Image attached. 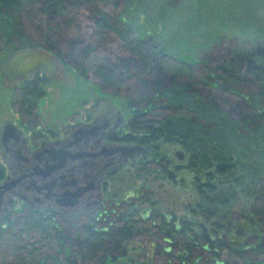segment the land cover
<instances>
[{
	"label": "trees",
	"instance_id": "obj_1",
	"mask_svg": "<svg viewBox=\"0 0 264 264\" xmlns=\"http://www.w3.org/2000/svg\"><path fill=\"white\" fill-rule=\"evenodd\" d=\"M125 1L0 0V41L11 54L16 49L11 44L14 38L24 43L16 32L19 28L16 16L21 13V29L37 39L40 45L32 42L35 46L42 47L59 60L69 57L72 62L75 56L76 67L83 71L90 68L98 84L112 87L115 95L118 88L124 87L134 95V100L137 99L134 102L144 103L143 107L134 110L136 113L146 112L139 117L142 120L138 123L140 129L148 130L154 138L163 139L166 146H176L184 151V163L180 167L186 173L188 183L203 200L210 201L212 191L228 183L239 192L236 198L246 203L242 216L248 221L250 217H257L264 222V208L254 205L258 198L254 186L259 179H264V174L258 176L256 167H251L244 145L250 136L245 138L243 135L264 127V109L254 110L256 98L264 95V44L232 40L217 72L210 78L205 73L206 77L196 79L189 63L163 53L149 37L134 36L124 17L112 18L105 12L106 5L117 8ZM167 1L172 10L176 8L172 0ZM84 12L91 27L79 24L78 18ZM203 79H208V85L213 83L221 94L240 96L249 103L250 114L242 120H233L226 114V105L205 102L202 95L206 83ZM145 87L152 89L150 94L145 92ZM39 88V85L26 84L18 90L30 92ZM27 92L24 95L30 96ZM139 92H142L141 96ZM127 100V106L132 107V97L127 96ZM32 102L24 105L30 107ZM155 109L160 113L151 116L149 112ZM218 203L226 205L225 200ZM187 208V221L180 222L178 227L174 221L165 224L166 219L160 214L152 216L149 221L126 219L119 225H104V229L103 226L82 224L68 236L59 232L57 223L46 220H37L36 223L26 217V222H14L0 228V236L8 232L19 238L22 230H34L48 239L55 238L69 249L58 264H109L108 261L126 254L125 243L142 247L140 241L132 240L138 235L158 238L159 241L152 246L147 245V250L151 256H163L169 264L174 263L173 260L178 264H240L264 253V238L250 242L246 237L243 243H239L225 235L220 237L217 231L226 226L214 220L212 207H203L197 202ZM199 217L214 220L212 229L198 222ZM27 246L34 249L32 244ZM16 248L22 251L19 246ZM150 262L153 263V258Z\"/></svg>",
	"mask_w": 264,
	"mask_h": 264
},
{
	"label": "flooded vegetation",
	"instance_id": "obj_2",
	"mask_svg": "<svg viewBox=\"0 0 264 264\" xmlns=\"http://www.w3.org/2000/svg\"><path fill=\"white\" fill-rule=\"evenodd\" d=\"M61 73L57 70L48 76L35 71L30 78L13 82L17 92L0 107V228L26 222V217L36 223L84 220L87 223L82 224L103 229L126 219L149 221L160 214L165 224L174 221L176 227L187 221V213L178 216L177 207L165 209L164 214L161 206L152 207L158 191L150 183L159 177V189L179 182L174 170H180L185 153L140 129L139 117L146 112L134 110L144 103L132 99L128 107L126 96L122 98L125 109L113 102L111 93H105L108 98L82 100L63 111L51 103V95L43 88L48 78ZM26 84L40 88L18 90ZM95 87L102 92L101 84ZM31 100L30 107L24 105ZM149 113L156 115L157 110ZM168 147H176V160L175 152L183 153L178 160L182 162L171 168L161 152Z\"/></svg>",
	"mask_w": 264,
	"mask_h": 264
},
{
	"label": "rangeland",
	"instance_id": "obj_3",
	"mask_svg": "<svg viewBox=\"0 0 264 264\" xmlns=\"http://www.w3.org/2000/svg\"><path fill=\"white\" fill-rule=\"evenodd\" d=\"M172 2L176 7L173 10L169 7L167 0H126L124 4L121 2L122 5H118L117 8L109 5L103 7L105 12L107 11L112 18L124 17L127 27L133 31L134 36L144 39L149 37L151 43L158 45L163 53L165 52L178 60L189 63L191 69L195 72L196 79L206 77V74L210 75V78L212 73L217 72L216 70L221 65L228 45L232 40H237L240 43L253 44V42H259L264 44V0H172ZM20 15L21 13H18L16 16V26L19 27L16 32L21 35L24 43L20 39L14 38L11 41L12 46L17 49L14 50L39 48L33 44L40 45L37 39L31 34L24 33L25 31L21 29ZM86 16L85 12L82 13L81 17L78 18L79 24L82 27H91L92 24L86 19ZM111 44L115 45L112 42ZM9 50L0 41V107L4 102L8 104L10 97L12 98L17 92L14 83H6L3 79V66L11 55ZM104 57L106 58L105 54ZM108 58H110L109 55ZM75 59L74 56L71 59L72 62H70L69 57H63L60 60L61 67H59V71L61 70L62 73L58 74V78H48V84H44L43 88L51 95L53 105L58 104V109L68 111L71 110L70 108H75L82 100L90 98L100 101L102 98H108L105 97V93H111L113 102L119 103L122 108L126 109L122 98L131 96L134 99V95L129 94L124 87H121L118 88L115 96L110 86L108 88L103 87L102 92L104 93H102L99 88L95 87L98 81L91 74L90 68H86L84 71L80 70L76 67L78 64H76ZM206 80L208 81V79ZM207 81L204 80L206 84L202 95L205 102L219 106L226 105V114L233 120H242L250 114L249 103L240 96L235 93L233 95L231 93L221 94L213 83L209 82L208 85ZM151 90L150 87H145L147 94H150ZM141 93L139 92L138 95L141 96ZM255 102L257 107L254 110L264 109V95L256 98ZM157 113L160 112L157 110ZM247 133L245 132L243 135L245 138L250 136L245 139L246 142L244 143L248 151V158H250L249 163L252 168L256 167L258 176L263 175L264 127L254 133L246 135ZM174 149L176 147L161 149V152L166 154L169 161L168 168L183 161L174 158ZM152 170L150 169V171ZM174 172V176L180 180L179 182H173L174 184L170 187L164 185L158 189L159 177L158 180H153L150 183L151 187L158 191L155 193V204L152 207L160 209L161 206L163 213L165 209L176 210L177 207V215L182 216L183 213L189 211V208L185 206L198 202L203 207H212L215 212L214 220H218L219 224L222 222L226 226L217 231V234L221 235L220 237L225 235L232 240L237 239L239 243L240 241L243 243L246 237L250 242L264 238V222L257 217H250L248 221L242 216L241 212L245 211L246 203L244 200L236 198L239 192H236L230 184L226 183L218 187L217 190L212 191L210 201L203 200L202 196L198 195L188 183L184 170L177 169ZM254 188L258 197L254 205L260 209L264 208V179H259ZM159 198L161 200L157 202ZM220 200H225L226 205L219 204ZM196 219L197 216L194 220ZM214 220L199 217L198 222L203 224L204 227L212 229L211 222ZM258 220H260L261 225ZM82 223L87 222L84 220L78 223L60 222L58 224L60 226L59 232L71 236L74 234V229ZM239 230L240 233L237 234ZM16 231L18 232V230ZM19 235V238H14L8 232H5L0 236V264H58L67 256L65 254L69 250L68 247L59 244L55 238L48 239L34 230L28 232L22 230ZM132 240L140 241L142 247L127 242L124 244L126 254L118 257L115 261H108V263L169 264L163 256H153V254L151 256L150 250H147V245L156 243L159 241L158 238L138 235V237H133ZM28 244H32L34 249L27 246ZM17 246L22 248V251H18ZM205 257L207 258L206 254ZM151 258H153V263L150 262ZM172 262L178 264L176 260ZM242 262L240 264H264V253L254 255L250 262Z\"/></svg>",
	"mask_w": 264,
	"mask_h": 264
},
{
	"label": "water",
	"instance_id": "obj_4",
	"mask_svg": "<svg viewBox=\"0 0 264 264\" xmlns=\"http://www.w3.org/2000/svg\"><path fill=\"white\" fill-rule=\"evenodd\" d=\"M57 57L43 48H25L13 52L4 64L3 79L6 83L17 82L30 78L31 73L42 71L53 76L59 70ZM182 151H176L175 156L181 159Z\"/></svg>",
	"mask_w": 264,
	"mask_h": 264
}]
</instances>
